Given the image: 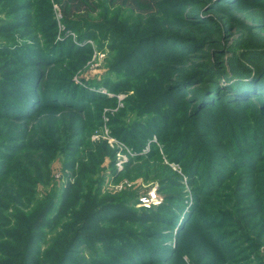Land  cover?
<instances>
[{"label":"rangeland","instance_id":"obj_1","mask_svg":"<svg viewBox=\"0 0 264 264\" xmlns=\"http://www.w3.org/2000/svg\"><path fill=\"white\" fill-rule=\"evenodd\" d=\"M0 116V264H264V0H0Z\"/></svg>","mask_w":264,"mask_h":264},{"label":"trees","instance_id":"obj_2","mask_svg":"<svg viewBox=\"0 0 264 264\" xmlns=\"http://www.w3.org/2000/svg\"><path fill=\"white\" fill-rule=\"evenodd\" d=\"M36 97L32 100H27L25 103V106L19 108L21 109L24 114L17 115L18 113L11 112L12 117H7L11 118L8 120H13L14 121H21L17 120L19 118L25 119L22 120L23 123V128L21 130V134L24 135V139H26V147L28 148L29 151H27V148L25 149L24 153L22 154V159L20 163H18V168H23L27 169L29 172H26L27 174H37L36 172H39V162L41 161V150H43V147L41 146L42 143V138L45 135V130L46 128L49 127L48 118L43 119V113L42 111L39 113H36L34 116H31L32 114H29V111L32 109L33 106V101L35 100ZM205 98H202L200 101L203 102L205 101ZM78 115V114H77ZM5 117V116H2ZM1 116L0 118L3 119ZM14 117V118H13ZM19 117V118H18ZM61 118H53V121L55 124H58ZM33 122V123H32ZM4 125H0V131H2V127ZM76 126L78 124L76 123ZM12 129L18 130V127L16 125L12 126ZM140 167V166H139ZM147 169H145V172L148 176L149 179V173L151 170H149L148 165L146 166ZM164 168H159L157 169L154 174H160ZM31 172V173H30ZM3 177V176H2ZM25 170H17L15 174H12L11 179L6 181V179L2 180L0 179V228H1V219L2 216L4 215V210L7 209L8 205H10V202L13 201V199L19 195L20 193V186L19 184H22L24 182L27 183L25 180ZM24 180V181H23ZM145 210H151L150 207ZM59 237V235H58ZM69 236L65 237L68 238Z\"/></svg>","mask_w":264,"mask_h":264},{"label":"built area","instance_id":"obj_3","mask_svg":"<svg viewBox=\"0 0 264 264\" xmlns=\"http://www.w3.org/2000/svg\"><path fill=\"white\" fill-rule=\"evenodd\" d=\"M151 199H152V196L151 195L141 196V201L144 202V205L146 207H148V208L151 206V204H149Z\"/></svg>","mask_w":264,"mask_h":264}]
</instances>
